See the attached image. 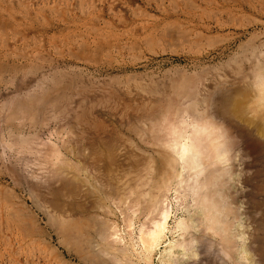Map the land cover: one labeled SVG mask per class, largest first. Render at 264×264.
<instances>
[{
  "label": "bare ground",
  "instance_id": "bare-ground-1",
  "mask_svg": "<svg viewBox=\"0 0 264 264\" xmlns=\"http://www.w3.org/2000/svg\"><path fill=\"white\" fill-rule=\"evenodd\" d=\"M227 70L231 82L239 85L240 91L232 97H225L219 105L211 103L199 86L186 85H171L170 91L164 94L147 90L150 99L144 97L143 86L133 93L124 84L125 87L119 89L123 96L117 91L93 88L98 89L95 94H92L94 90L89 91L90 94L73 92L77 96L85 95L76 100L75 106L69 107L73 97L68 98V93L69 100L62 109L52 99V103L46 102L42 115L44 120L51 119L45 124L47 128L50 122H67V126L58 124L60 128L53 131L61 139L68 156L62 155L57 142L41 143L36 134L33 135V146L23 139L18 141L21 143V148L15 145L18 151H33L38 160L42 158L44 166H39L40 175L33 173V187L28 188L27 197L14 194L18 211L6 206L9 220L17 224L21 232L29 223L33 229L44 233L47 244L54 235L59 247L50 249L59 264H151V253L158 246L171 218H174L173 231L180 232L182 238V242L176 245L186 250L193 247L198 240L195 225L188 223L182 213L196 210L200 212L198 226L201 238L208 242V245L205 243L207 249L217 245L225 259L231 258L238 252L235 242L238 233L233 228L241 215L235 207L234 195L229 194L234 171L228 163L232 160V148L237 144L235 133L247 141L252 136L258 137L257 140H263L260 143L264 145V30L249 41L246 52L234 59ZM51 77L53 79V75ZM217 78L222 82L230 81L226 79L227 75L219 74ZM68 91L71 93V88ZM158 94L160 96L156 97ZM30 97L25 100L21 97L19 103H15L18 111L26 110V116L34 119L42 106L38 105L39 110L36 108L38 95L34 99ZM120 99L122 102L118 104ZM257 143L254 141L253 144L256 149L261 147ZM261 150L264 153V146ZM254 176H257L256 171ZM40 179L53 183L50 191H41ZM107 190L112 193L108 194ZM41 216L45 219L43 226ZM32 233L34 235L35 231ZM60 248L72 255L77 263L66 261Z\"/></svg>",
  "mask_w": 264,
  "mask_h": 264
},
{
  "label": "rangeland",
  "instance_id": "rangeland-1",
  "mask_svg": "<svg viewBox=\"0 0 264 264\" xmlns=\"http://www.w3.org/2000/svg\"><path fill=\"white\" fill-rule=\"evenodd\" d=\"M262 22L264 0H0V113L3 111L0 114V264H59L51 252L52 246L59 247L57 238L53 235L52 241L47 244L44 233L36 231L29 223L21 232V228L9 220L6 211V206L18 211L14 194L27 197L28 188L33 187V173L40 175L39 166H44L42 158L38 160L39 157L33 151H18L16 146L21 148L19 140L23 139L33 146V135H37L41 143L57 142L56 146L62 155L68 156L61 139L53 131L62 125L67 126V122H50L47 128L48 120L51 119L44 120L42 115L46 102H54L62 109L67 105L68 94V98L73 97L69 107L75 106L76 100L85 97L73 92L90 94L94 90L92 94H95L98 90L95 89L101 88L122 95L119 89L125 86L130 87L133 93L143 86L144 97L150 99V90L164 94L170 91L171 85H182L199 86L211 103L219 105L225 97H232L240 91V86L231 82L227 66L246 52L249 41L264 30L261 29L264 25ZM219 74L227 75L226 79L230 81H220L217 78ZM68 88H71V93ZM42 93L45 95L40 96ZM37 95L39 98L35 100V107L38 110L41 106L43 108L37 113L38 118L27 117L26 110L18 111L15 102L18 104L19 100L30 96L34 99ZM10 102L15 104L12 103L13 108L9 109ZM121 102L120 99L118 104ZM110 103L114 104V101ZM257 138L252 136L247 141L235 133L237 144L232 148V160L228 163L234 171L229 194L234 195L237 203L235 207H238L241 215L233 228L238 233L235 241L238 252L225 259L217 245L208 250V242L201 238L198 226L199 211L188 210L182 214L188 223H194L198 242L189 250L176 245L182 242V238L180 232L173 231L174 218H171L161 237L164 238H160L158 246L151 253V264H264V153L261 150L264 145L260 143L263 140ZM254 141H258L261 147L256 149ZM39 182L41 191L45 193L53 186L50 181L40 179ZM109 192L112 193L111 190ZM42 221L43 226V217ZM30 226L36 235L31 229L26 230ZM60 249L66 261L77 263L72 255Z\"/></svg>",
  "mask_w": 264,
  "mask_h": 264
}]
</instances>
